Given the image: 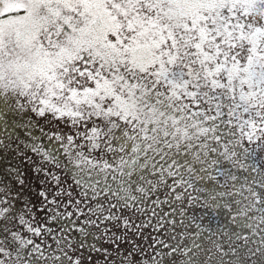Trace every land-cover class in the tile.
<instances>
[{
	"label": "snow or ice",
	"instance_id": "snow-or-ice-1",
	"mask_svg": "<svg viewBox=\"0 0 264 264\" xmlns=\"http://www.w3.org/2000/svg\"><path fill=\"white\" fill-rule=\"evenodd\" d=\"M0 264H264V0H0Z\"/></svg>",
	"mask_w": 264,
	"mask_h": 264
}]
</instances>
